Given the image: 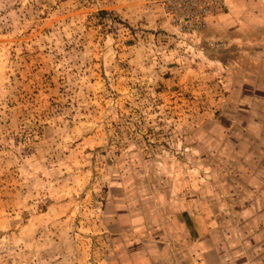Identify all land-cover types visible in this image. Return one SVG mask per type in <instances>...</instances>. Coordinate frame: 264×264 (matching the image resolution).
Masks as SVG:
<instances>
[{
    "label": "rangeland",
    "instance_id": "374dc122",
    "mask_svg": "<svg viewBox=\"0 0 264 264\" xmlns=\"http://www.w3.org/2000/svg\"><path fill=\"white\" fill-rule=\"evenodd\" d=\"M262 71V0L187 34L151 0H0V264H149L160 237L264 261V184L229 147Z\"/></svg>",
    "mask_w": 264,
    "mask_h": 264
},
{
    "label": "crops",
    "instance_id": "0c3cea01",
    "mask_svg": "<svg viewBox=\"0 0 264 264\" xmlns=\"http://www.w3.org/2000/svg\"><path fill=\"white\" fill-rule=\"evenodd\" d=\"M259 77L260 80L258 79L257 82L251 79L250 83L244 86L243 108L237 110L236 115L231 118L229 128V134L235 126L238 128L235 133H232L236 135L235 139L229 135V147H235L236 150L239 148V154L244 156L239 163L243 165V168H239L238 172L239 175L248 174L247 180L254 182L251 184L252 187H258L256 182L264 184V71ZM163 240L161 237L153 240L149 253L139 256L138 261L146 257L149 264H159L158 259L167 255L170 256L167 257L168 262L170 258L174 262L179 257L183 264V257L187 258L185 250L182 247L179 249L174 247L168 239L165 242ZM205 242L196 241L194 245L197 264H223L224 250L207 249ZM263 262L249 259L247 264H264Z\"/></svg>",
    "mask_w": 264,
    "mask_h": 264
},
{
    "label": "built area",
    "instance_id": "2783aa9c",
    "mask_svg": "<svg viewBox=\"0 0 264 264\" xmlns=\"http://www.w3.org/2000/svg\"><path fill=\"white\" fill-rule=\"evenodd\" d=\"M264 1V0H262ZM165 21L180 34L205 28L207 20L226 6L227 0H151Z\"/></svg>",
    "mask_w": 264,
    "mask_h": 264
}]
</instances>
